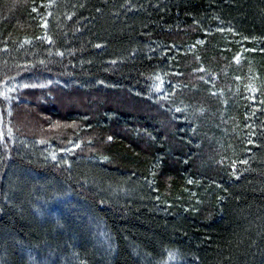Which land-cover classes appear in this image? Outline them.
<instances>
[{"label": "trees", "instance_id": "1", "mask_svg": "<svg viewBox=\"0 0 264 264\" xmlns=\"http://www.w3.org/2000/svg\"><path fill=\"white\" fill-rule=\"evenodd\" d=\"M0 264H264V0H0Z\"/></svg>", "mask_w": 264, "mask_h": 264}]
</instances>
